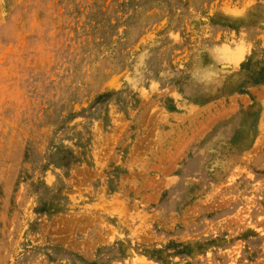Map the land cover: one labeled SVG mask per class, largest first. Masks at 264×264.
I'll list each match as a JSON object with an SVG mask.
<instances>
[{
  "label": "rangeland",
  "instance_id": "rangeland-1",
  "mask_svg": "<svg viewBox=\"0 0 264 264\" xmlns=\"http://www.w3.org/2000/svg\"><path fill=\"white\" fill-rule=\"evenodd\" d=\"M0 264H264V0H0Z\"/></svg>",
  "mask_w": 264,
  "mask_h": 264
},
{
  "label": "bare ground",
  "instance_id": "bare-ground-1",
  "mask_svg": "<svg viewBox=\"0 0 264 264\" xmlns=\"http://www.w3.org/2000/svg\"><path fill=\"white\" fill-rule=\"evenodd\" d=\"M245 126V125H244ZM240 130V129H239Z\"/></svg>",
  "mask_w": 264,
  "mask_h": 264
}]
</instances>
